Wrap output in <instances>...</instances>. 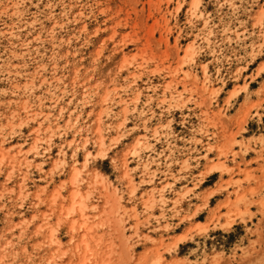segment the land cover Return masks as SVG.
<instances>
[{"label":"rangeland","instance_id":"1","mask_svg":"<svg viewBox=\"0 0 264 264\" xmlns=\"http://www.w3.org/2000/svg\"><path fill=\"white\" fill-rule=\"evenodd\" d=\"M0 264H264V0H0Z\"/></svg>","mask_w":264,"mask_h":264}]
</instances>
